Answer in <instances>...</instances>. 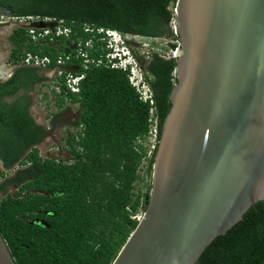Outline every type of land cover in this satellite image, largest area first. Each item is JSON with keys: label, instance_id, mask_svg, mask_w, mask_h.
Instances as JSON below:
<instances>
[{"label": "trees", "instance_id": "trees-1", "mask_svg": "<svg viewBox=\"0 0 264 264\" xmlns=\"http://www.w3.org/2000/svg\"><path fill=\"white\" fill-rule=\"evenodd\" d=\"M176 4L177 0H0L14 17L62 21L70 30L56 42H34L24 27H15L9 35L12 49L7 63L16 67L11 77H0V162L5 170L20 168L0 185V192L9 183L18 187L0 201V233L16 264H113L136 229L139 221L134 217L141 209L146 211L152 188L141 174L148 159L144 142L152 106L140 100L129 70L106 64L110 50L103 40L106 33L100 30L166 38L175 49ZM79 43L90 58L104 63L85 69L81 58L68 62V67L79 68L75 74L86 73L79 93L69 91L64 80L60 92L39 90L46 107L54 104L61 110L52 115L54 125L71 105L80 111L68 129L76 132L63 147L70 157H43L38 145L49 131L37 123L31 109L35 87L45 77L37 68L19 64L32 53L51 58L53 68L60 54H75L72 47ZM176 67L177 59L159 53L145 60L160 137L172 105ZM41 86L51 87L44 82ZM155 154L149 158V173ZM4 172L0 176H6ZM196 264H264V199L218 236Z\"/></svg>", "mask_w": 264, "mask_h": 264}, {"label": "water", "instance_id": "water-1", "mask_svg": "<svg viewBox=\"0 0 264 264\" xmlns=\"http://www.w3.org/2000/svg\"><path fill=\"white\" fill-rule=\"evenodd\" d=\"M174 12L177 83L151 193L113 264H196L264 199V0H177ZM0 264H16L1 233Z\"/></svg>", "mask_w": 264, "mask_h": 264}, {"label": "built area", "instance_id": "built-area-1", "mask_svg": "<svg viewBox=\"0 0 264 264\" xmlns=\"http://www.w3.org/2000/svg\"><path fill=\"white\" fill-rule=\"evenodd\" d=\"M4 17L7 16H0L2 20ZM1 19H0V23L4 24V22ZM13 19L19 20V23L16 26H14V28L15 27L27 28L29 30V35L31 39L34 42H38L41 40L56 42V38L58 36L61 35L68 36V34L70 33V30L68 28L63 27L62 21L56 22L49 19L43 20L35 17L20 18L14 16ZM35 19H38L39 21L43 20L44 22H56L57 24L53 28H49V27L37 28L32 26L35 22L34 21ZM100 32L106 33L107 37H105L103 40L107 41V49L110 50V52L106 56L107 57L106 64H108L109 66L115 69L129 70L130 83L136 89V92L138 93L140 100H142L144 103H149L152 106V109L150 110V119H149V122L151 124L150 131L147 140L144 142L145 146L148 148L147 149L148 159H145L144 162L145 161L149 162V158L150 159L152 158L154 152L158 148L160 141L158 118L155 115V109H154V105H155L154 93L146 77L145 71L142 70V68H140L139 61L138 62L136 61L137 57H134L135 55L133 56L132 54L129 55V53L128 54L126 53L127 39L125 40L124 36L127 35H122L121 33H118L116 31H109V30L104 31L103 29L100 30ZM86 46L89 48L93 47L91 42H88ZM72 49H74L76 53L74 54L73 52H65L64 54H60L57 60L55 61V65L53 68H50V65L52 64L51 58L41 57L39 55H34L32 53H26V55L21 59L19 65L33 67L37 69H45L46 72L48 73L52 72L53 76L51 78L52 80L50 81L52 83L51 89H55L57 92H60L61 84H62L61 80H64L63 83L65 84V86L69 91H71L72 93H79L81 90L80 83L85 78L86 73L82 72L81 74H75V71L68 70L69 69L68 62L73 57L81 58L83 59L84 68L88 69L91 65L100 66L104 63V61L101 58L99 59L90 58L89 53L83 49L81 43H79L78 45H74ZM179 50H180V42L178 41V46L175 49H170L169 53H164L161 55L167 59H177ZM6 65H7L6 71L8 73L5 78H2L4 80L11 77L16 67L12 63H7ZM146 142L148 144H146ZM144 212L145 211L141 209L139 214L134 218H136L138 221L141 220L144 215Z\"/></svg>", "mask_w": 264, "mask_h": 264}, {"label": "rangeland", "instance_id": "rangeland-1", "mask_svg": "<svg viewBox=\"0 0 264 264\" xmlns=\"http://www.w3.org/2000/svg\"><path fill=\"white\" fill-rule=\"evenodd\" d=\"M1 19V18H0ZM2 20V19H1ZM3 26L0 28V77L5 78L7 76V62L6 64L2 63L3 58L6 56L5 54L7 51L12 49V45L9 41V35L12 33V30L14 29V26H16L19 23V20L13 19V16H7L4 17ZM35 22H40L43 20L35 19ZM30 22V21H29ZM34 22V23H35ZM174 25V24H173ZM56 26V25H55ZM174 27V26H173ZM125 40L127 39V47H126V53L129 55L132 54L134 57H137V62L140 59H144L142 63H140V68L144 70L145 60L150 58V55L154 53H169L170 52V41L166 38H146L142 36H136V35H127L124 36ZM174 43V42H173ZM74 46V45H73ZM47 84L52 83L46 82ZM42 90L43 92L50 93L51 87H42L40 86L37 91L33 93L34 100H33V112L34 116L37 118V121L42 124L46 129L51 128L52 130L49 135L45 137V139L41 142L40 145H38V148L40 150V154L43 157L48 158H56V159H68L70 157V154L63 150V147L65 145L66 138L73 132H76L75 129H68L72 126L74 121L79 117V107L77 105H71V110L69 112H66L62 115L61 120L58 122V124H50L51 119H53V114L58 113L61 110H58L54 104H52L50 107H46V101H43V94L42 92H39V90ZM49 101H54V96L49 97ZM52 125V126H51ZM146 144H148L146 142ZM149 167V162L145 161L142 165L141 174L145 175V183L150 184L152 182V173L147 172ZM19 166H16V168L11 170H5L3 169V166L0 162V171H5L4 173L6 176H0V185L5 183L8 179H10L15 172L19 169ZM143 185V182H140V186ZM18 187L13 184L9 183L7 184L5 190L0 192V201L8 194L14 195L17 191ZM146 191V188L143 189V192Z\"/></svg>", "mask_w": 264, "mask_h": 264}, {"label": "flooded vegetation", "instance_id": "flooded-vegetation-1", "mask_svg": "<svg viewBox=\"0 0 264 264\" xmlns=\"http://www.w3.org/2000/svg\"><path fill=\"white\" fill-rule=\"evenodd\" d=\"M10 53H11V50L7 51V53L5 54L6 56H5V57L3 58V60H2V63L6 64V62L8 61V58H9V56H10ZM38 70H39V74L45 77V78H44V81H43L44 83L49 82V81L52 80V79H51L52 77L47 76V73H46V70H45V69H38ZM43 82L37 84V86L35 87V91L38 90V88L43 84ZM32 96H33V100H34V95H32ZM31 114H32V116L37 120V118L34 116L33 107H32V109H31ZM51 122H52V123H50V124H53V119L51 120ZM37 123L40 124L38 121H37ZM40 125H42V124H40ZM51 126H52V125H51ZM47 130L49 131V134H50V133H51L50 130H52V129H51V128H48ZM44 139H45V138H44Z\"/></svg>", "mask_w": 264, "mask_h": 264}]
</instances>
